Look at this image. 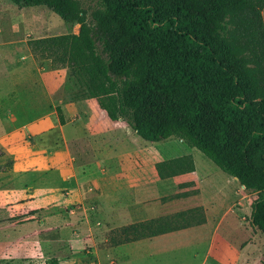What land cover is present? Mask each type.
I'll list each match as a JSON object with an SVG mask.
<instances>
[{
	"label": "trees",
	"instance_id": "trees-1",
	"mask_svg": "<svg viewBox=\"0 0 264 264\" xmlns=\"http://www.w3.org/2000/svg\"><path fill=\"white\" fill-rule=\"evenodd\" d=\"M11 1L82 19L78 33L29 40L34 57L66 68L80 97L98 98L111 120L144 140L181 139L236 177L257 194L250 220L264 234V0H97L93 25L80 0ZM156 168L167 178L195 163L183 155ZM195 216L117 227L110 245L187 227Z\"/></svg>",
	"mask_w": 264,
	"mask_h": 264
},
{
	"label": "crops",
	"instance_id": "crops-1",
	"mask_svg": "<svg viewBox=\"0 0 264 264\" xmlns=\"http://www.w3.org/2000/svg\"><path fill=\"white\" fill-rule=\"evenodd\" d=\"M13 34L0 35V262L45 264L57 258L59 264H85V255L79 249L80 238L64 233L65 219L59 211L66 199L65 182H72L71 191L75 186H82L79 172L74 163L70 173H64L67 155L48 151L64 139L65 123L59 116L60 108L69 111L74 108L73 102L64 103L54 97L63 83L61 77V82L55 80L56 73L65 69L41 70L28 43L32 38H24V48L19 42L21 39L14 38ZM25 56L30 59L25 61ZM51 114H57L56 122ZM178 141L184 144L181 139ZM183 152L187 150L165 151L158 159L153 158L156 154L149 156L147 152L125 155L121 161H129L131 169L101 171L104 174L97 180L103 178L107 187L100 189L98 192L102 194L96 198L99 202L103 200L98 207L102 209L104 225L109 227L110 222L111 229L182 211L196 213L193 224L115 246L101 247L100 239L93 235L89 238L92 260L88 264H172L177 262L176 257L165 263L156 257L159 246L170 244L166 242L170 235L192 236L221 227L224 216L230 212L228 208H233L235 201L222 199L224 188L213 181V173L199 168L194 157V171L167 178L159 176L156 164L192 155ZM134 170L138 175L147 172V178H132ZM229 179L239 182L234 176ZM235 190L239 192L238 187ZM222 205L226 212L220 217L218 210ZM198 251H190V261L186 264ZM209 253L222 256L220 248L214 249V245L202 258Z\"/></svg>",
	"mask_w": 264,
	"mask_h": 264
},
{
	"label": "rangeland",
	"instance_id": "rangeland-1",
	"mask_svg": "<svg viewBox=\"0 0 264 264\" xmlns=\"http://www.w3.org/2000/svg\"><path fill=\"white\" fill-rule=\"evenodd\" d=\"M80 2L86 11V21L93 25L95 22L94 12L99 6L97 0H80ZM82 22V19L74 23L66 22L59 14L46 6L21 8L11 0H0V35L10 36L15 32L14 38L21 39L19 42H22L24 48V38L35 39L62 33H78ZM29 59L24 57L25 61ZM36 62L38 66L42 64L41 70H54L51 69V63L48 60L41 58L40 60L36 59ZM60 69L65 70L56 73L55 80L61 82V77L63 83L54 97H59L64 103L73 102L74 108L70 111L60 108L59 116L65 123L64 129H62L64 139L62 138V143H57L58 145L53 144L50 147L51 150L48 151H54L63 154V156L67 155L64 173H70V167L74 163L77 172H79L82 186H75L71 191L72 182H65L63 193L66 199L59 211L65 219L62 225L64 233L75 234L80 238L79 249L85 255L83 258L85 264L92 260L89 253L92 250L89 238L94 235L98 240L100 239L98 242L101 247L110 245V236L113 230L110 222L109 227L104 225L102 209L98 207V204L103 201H98V195L102 194L98 191L107 187L103 178L97 180L100 175L104 174L101 171L108 169L119 172L121 168L131 169L129 161L124 159L125 162L121 161L125 155L134 154L136 156L137 153L147 152L149 156L156 154L157 157L153 158L158 159L164 156L165 151L167 153L170 150L175 153L185 150L187 152L183 153H192L199 168L213 173V181L217 184L220 183L219 185L224 188L222 199L229 200L228 202L233 200L235 205L233 208H228L230 212L226 213L223 224L216 230L208 229L205 233L192 236H180L178 233L170 235L166 240V242L170 241V244L158 247L160 250L158 249L156 257H159L160 263L161 261L162 263L174 261V257H176L177 262L172 264H181L182 262L186 264L190 261V251L199 250L200 254L198 251L197 254L192 255V261L188 264H264V234L260 229L254 227L250 220L252 202L257 197L256 193L249 192L239 182L235 183L236 181L230 180L229 178L233 176L220 169L199 149L190 147L186 143L182 145L177 138H170L167 142L164 140L165 143L148 142L124 121L111 120L106 110L100 105L99 99L80 97V86L68 79L66 68ZM51 115L56 122L57 114ZM56 134L52 135L54 139ZM161 146H164L165 149H161ZM155 148L160 150H155ZM59 174H61L60 171ZM147 174L144 172L138 175L134 170L131 175L132 178H147ZM54 179L56 180V177ZM228 180L233 184H230ZM100 184L104 186L101 187ZM237 187L239 192L235 190ZM223 205L218 210L220 217L226 212ZM233 210H235L234 213H231ZM175 222L170 225L177 226ZM212 245H214V249L215 247L216 249L220 248L222 256L214 257L209 253L208 257L202 258L208 248L212 249ZM78 255L79 253H77ZM0 264L13 263L2 260Z\"/></svg>",
	"mask_w": 264,
	"mask_h": 264
}]
</instances>
